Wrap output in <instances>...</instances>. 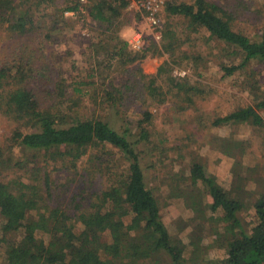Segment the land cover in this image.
<instances>
[{"label": "trees", "instance_id": "16d2710c", "mask_svg": "<svg viewBox=\"0 0 264 264\" xmlns=\"http://www.w3.org/2000/svg\"><path fill=\"white\" fill-rule=\"evenodd\" d=\"M27 2L0 0V22L6 21L5 28L19 36L34 31L42 39L52 36V28L49 35L39 34L34 14L40 12L22 10ZM80 4V0H70L52 14L47 6L38 16H51L54 23H61L62 13L78 11ZM82 5L89 19L104 31V37L91 43L93 53L87 59L91 65L83 73L74 69V74L64 76L53 71L40 54L44 47L40 43L11 46L12 60L0 64V109L14 121L8 141L20 152H0V263L264 264V191H256L247 182L256 167L241 165L232 178H216L191 151L193 132L182 144L172 139L169 143V136L153 139L157 109L148 108L164 107V120L172 122L170 111L179 116L198 112L196 103L211 93L199 78L174 74L175 66L200 57L184 48L179 34L203 31L223 44L222 50L231 58V64L220 63L226 76L249 64L264 69V18L248 34L237 27L245 21L236 11L237 0H169L164 3L167 19L160 21V40L134 50L121 38L117 22L128 1L87 0ZM148 53L166 54L152 74L142 72L138 65ZM232 57L239 58L238 64H232ZM259 84L260 98L222 116L214 114L204 120L198 113V124L264 126L259 113L264 108V75ZM42 85L47 92H40ZM51 98L65 103V108L52 104ZM136 100L143 109L132 120L127 110ZM213 138L224 153L233 144ZM108 148L116 152L107 153ZM175 148L176 156L170 155L168 151ZM174 161L179 163L173 168L174 176H165L176 190L182 191V184L187 185L185 191L201 187L211 199L206 204L207 216L190 221L189 243L210 234V246L214 251L221 249L222 258L185 256L181 238L160 218L156 186L150 184L147 170ZM51 162L71 177L62 183L52 179L47 169ZM249 207L255 221L246 228L240 213ZM12 217L19 230L37 236L28 242L7 240L4 233Z\"/></svg>", "mask_w": 264, "mask_h": 264}, {"label": "rangeland", "instance_id": "374dc122", "mask_svg": "<svg viewBox=\"0 0 264 264\" xmlns=\"http://www.w3.org/2000/svg\"><path fill=\"white\" fill-rule=\"evenodd\" d=\"M69 1L45 0L40 2L35 0L34 2V0H26L30 4H24L21 7L22 10L25 8L30 11L38 10L40 12L34 14L37 31L40 35H49L51 32L49 29H54L52 36L49 35L47 39L38 37L35 31L19 36L5 28L8 26L6 21L4 23L0 22V64L8 63L12 60L11 46L19 43L25 45H39L40 43V45L44 46L40 48V51H43L40 54L43 58L48 59L51 65L50 68L53 71L60 72L64 76H71L75 73L74 69L77 70V73H83V71L87 70L91 65L87 61L88 53H93L91 43H97L102 38L104 31L102 27L97 26L89 19L85 6L82 5L83 2L80 0L81 4L77 14L65 15L66 11H64L62 13L64 22L61 23H54V19L51 16L45 17L42 15L41 18L38 16V14L44 13L47 6L52 14L54 10L60 11L65 8ZM126 1H128V5L122 10V14L119 17L120 21H117L121 38L128 42L129 47L134 50L135 48L132 47L131 42L134 41L136 33L141 36L140 48L149 45L153 40H160V21L166 22L167 19L164 3L169 0H162V6L154 12L153 15L158 20L157 24L151 23L149 19L150 13L142 6L134 3L135 0ZM86 2L87 0H85L84 4ZM220 2L222 3V1ZM237 4L236 11L241 14V19L245 18V21L239 23L237 27L245 29L250 34L256 28V25L263 21L264 0H237ZM162 8L163 10H161ZM17 11H19V8H17ZM179 36L184 42V48L200 54V57L197 60H190L189 64L175 66L174 74L178 77L199 78L211 90V93L207 95V98L196 103L198 112L196 110L193 112L189 111L184 113L183 116H179L176 111H170L168 114L171 116L172 122L164 120L166 113L164 107L155 108L148 106L150 111L154 112V109H157L153 125L156 135L153 136V139H164L169 136V143L172 139L175 143L182 144L185 142L183 138L193 132L194 137L189 141L191 151L199 156L212 175L221 180H227L232 178L233 173L238 171L241 165L256 167L253 173L248 175L247 182L250 184L252 182V187L256 191H264V126L252 127L242 123H229L228 125L208 127V122L202 125L197 122L198 113L202 115L204 120L214 114L222 116L237 105L253 102L260 98L262 87H260L259 80L264 75V69L249 64L247 67L238 68L232 74L226 76L224 71L220 69V63L231 64L229 63L231 58L227 55L226 50H222L223 44L210 38L209 34L203 31L189 32L187 35L179 34ZM165 58L166 54L157 56L148 53L147 57L141 59L138 65L142 72L152 74L156 72ZM232 59V64H238V57H232ZM39 89L41 90L40 92H47L44 85L39 86ZM46 95L48 94L46 93ZM50 102L61 109L65 108V103H59L57 99L51 98ZM98 106L101 108L102 105ZM142 106L143 104L140 101H134L129 105L128 116L132 120L139 118L143 109ZM259 113L264 120V108ZM12 128H14V121L6 117L0 109V152L5 155H20L19 150L11 146L8 141ZM214 136L220 137V139H229V142L233 143L228 148V152L224 153L217 149L218 144L213 138ZM110 151L116 152L114 149L108 148L107 153ZM175 151H177V148L168 152L170 155L176 156ZM30 156L31 154L28 157L30 158ZM147 160L148 163L151 162L150 158H147ZM238 160L241 162H238ZM237 163H239V166H237ZM177 164L175 161L166 162L165 166L147 170L150 184L154 187L156 186L155 192L161 205L160 218L165 225H169L173 233L181 238L185 256L202 260L201 258L204 255L215 254L222 258L224 255L223 251L221 249L214 251L212 245L210 246L212 241L210 234L207 239L200 236L194 241L193 245L189 243L188 234L193 227L190 221L202 220L207 216L206 204L211 199L201 187L193 190L187 188V191H185V186L187 187V185L182 184L181 186H184L183 190H176L178 187L175 186L174 182H170V177L173 175V168L179 166V163ZM60 166L51 162L47 165V169L52 179L62 183L68 176L71 177V173L69 175L68 172L64 173V169L59 171ZM246 172L248 174V171ZM177 174L179 175V171H177ZM165 175L170 177L166 179ZM97 182L99 183L100 180ZM74 186V184H71L70 187ZM240 216L242 224L246 228H249L255 221L254 210L250 207L242 211ZM8 224V229L4 233L7 240L28 242L30 238L37 236L36 233L32 234L29 231L19 230L15 217H12ZM1 234L2 231L0 229V237Z\"/></svg>", "mask_w": 264, "mask_h": 264}, {"label": "built area", "instance_id": "2783aa9c", "mask_svg": "<svg viewBox=\"0 0 264 264\" xmlns=\"http://www.w3.org/2000/svg\"><path fill=\"white\" fill-rule=\"evenodd\" d=\"M83 3L85 2V0H81ZM134 3L142 6V8H145L149 13H150V21L152 24H157V18L154 14V12L159 9V7L162 5L163 1L162 0H139V1H134ZM77 14L78 11H66L65 15H74ZM138 43V47L136 46ZM131 45L133 48H135V50H138L141 46V36L140 34L136 33L134 36V41L131 42Z\"/></svg>", "mask_w": 264, "mask_h": 264}, {"label": "clouds", "instance_id": "9594fccd", "mask_svg": "<svg viewBox=\"0 0 264 264\" xmlns=\"http://www.w3.org/2000/svg\"><path fill=\"white\" fill-rule=\"evenodd\" d=\"M125 35H127V33H125ZM136 46H137V47L139 46V45H138V43H137V45H136Z\"/></svg>", "mask_w": 264, "mask_h": 264}]
</instances>
